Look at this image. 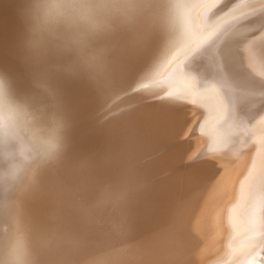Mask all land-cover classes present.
<instances>
[{"label": "bare ground", "instance_id": "1", "mask_svg": "<svg viewBox=\"0 0 264 264\" xmlns=\"http://www.w3.org/2000/svg\"><path fill=\"white\" fill-rule=\"evenodd\" d=\"M129 3L109 73L55 79L61 147L0 198V264H264L230 221L250 173L264 198V0ZM19 6L0 0V67L28 88Z\"/></svg>", "mask_w": 264, "mask_h": 264}, {"label": "clouds", "instance_id": "2", "mask_svg": "<svg viewBox=\"0 0 264 264\" xmlns=\"http://www.w3.org/2000/svg\"><path fill=\"white\" fill-rule=\"evenodd\" d=\"M17 49L29 82L0 67V198L35 182L37 169L61 147L65 117L59 75L90 83L110 71L112 38L127 20L129 0H19ZM9 264H19L13 256Z\"/></svg>", "mask_w": 264, "mask_h": 264}, {"label": "snow or ice", "instance_id": "3", "mask_svg": "<svg viewBox=\"0 0 264 264\" xmlns=\"http://www.w3.org/2000/svg\"><path fill=\"white\" fill-rule=\"evenodd\" d=\"M258 143L264 144V142ZM221 146L217 144L214 150ZM241 192L248 203L243 208L230 213V221L233 223L234 234L238 235L242 227L249 239H254L257 232H264V198L259 200L256 198L253 173H250L247 182L242 184Z\"/></svg>", "mask_w": 264, "mask_h": 264}]
</instances>
